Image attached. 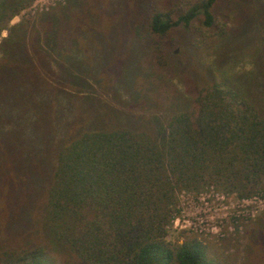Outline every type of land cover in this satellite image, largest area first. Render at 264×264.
<instances>
[{"label":"trees","instance_id":"16d2710c","mask_svg":"<svg viewBox=\"0 0 264 264\" xmlns=\"http://www.w3.org/2000/svg\"><path fill=\"white\" fill-rule=\"evenodd\" d=\"M33 1L0 4V264H227L167 236L182 191H264V25L241 68L221 0H66L9 26Z\"/></svg>","mask_w":264,"mask_h":264},{"label":"rangeland","instance_id":"374dc122","mask_svg":"<svg viewBox=\"0 0 264 264\" xmlns=\"http://www.w3.org/2000/svg\"><path fill=\"white\" fill-rule=\"evenodd\" d=\"M3 1L0 0V4ZM65 1L34 0L10 19L9 26L21 20L33 22L42 13ZM219 7L220 12L228 17V24L233 25L229 35L233 36L230 38L232 46L239 55L236 62L239 67L248 68L247 49L257 41V34L264 25V0H221ZM6 34L7 31L3 30L0 39ZM218 44L208 45L209 57L214 56ZM186 53L191 60L193 55L182 40L174 47V57ZM113 76L112 81L115 80ZM178 201L179 212L169 228L168 239L175 240L180 231L185 230L213 245L227 264H249L247 261L264 264V191L250 199H240L234 193L206 188L182 191Z\"/></svg>","mask_w":264,"mask_h":264},{"label":"built area","instance_id":"2783aa9c","mask_svg":"<svg viewBox=\"0 0 264 264\" xmlns=\"http://www.w3.org/2000/svg\"><path fill=\"white\" fill-rule=\"evenodd\" d=\"M255 197V196H254ZM240 199H244V198H240ZM250 199V198H249Z\"/></svg>","mask_w":264,"mask_h":264}]
</instances>
